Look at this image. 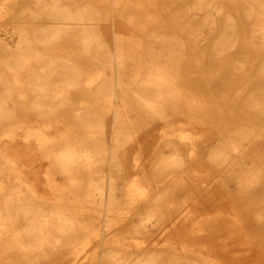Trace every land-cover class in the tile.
I'll return each mask as SVG.
<instances>
[{"label":"bare ground","instance_id":"bare-ground-1","mask_svg":"<svg viewBox=\"0 0 264 264\" xmlns=\"http://www.w3.org/2000/svg\"><path fill=\"white\" fill-rule=\"evenodd\" d=\"M11 1L0 0V264H51L69 255L74 264H226L210 237L197 243L202 237L188 231V210L181 211L215 205L194 195L203 159L237 193L262 188L264 152L255 146L264 145V0ZM115 9L144 36L113 34L110 45L102 24ZM193 9L198 17L190 19ZM175 14L182 23L172 25ZM234 47L241 56L229 75L216 61ZM177 113L200 136L210 126L217 137L203 144V136L170 124L143 174L127 178L128 158L137 170L139 156L136 148L127 156L125 145L141 147L143 123H167ZM58 123L63 129L48 136L45 129ZM19 142L35 144L48 184L55 175L69 179L54 187L61 194L44 196L24 178L30 151ZM141 177L172 187L151 188ZM177 189L181 198L167 195ZM231 198L230 216H241L247 204ZM253 215L260 221L264 210ZM155 225L161 246L132 235L148 239ZM172 242L182 250L174 252Z\"/></svg>","mask_w":264,"mask_h":264},{"label":"rangeland","instance_id":"rangeland-1","mask_svg":"<svg viewBox=\"0 0 264 264\" xmlns=\"http://www.w3.org/2000/svg\"><path fill=\"white\" fill-rule=\"evenodd\" d=\"M191 1V0H186ZM16 2L13 0L10 2V6H14ZM227 5L229 3H226ZM178 3H174V7H177ZM240 8V7H238ZM233 10V8H231ZM117 10L115 9L113 11V16L109 18L108 20H111V23L107 22L102 24V27L105 30V35L110 40V45L113 46V34L116 36H121L122 38L127 37H143L144 34L134 32L133 28L134 25L128 22L125 18L119 17L117 15ZM174 13H177V10L174 11ZM193 14H195L193 16ZM165 14H163L164 16ZM184 19L187 18L186 13L183 15ZM188 16L190 19H195L198 17V13H195V10H190L188 12ZM144 19V18H142ZM183 19V21H184ZM165 21H170L169 19H165ZM177 21H180V17H178L177 14L174 15V18L172 21H170L173 24L178 23ZM175 22V23H174ZM182 23V22H181ZM149 27H157V24L152 23L149 25ZM176 33V32H175ZM6 36V34H4ZM176 37H179V34L175 35ZM7 40L11 41V38H8ZM177 41V39H176ZM246 52V50H245ZM241 56V48L240 47H234L229 53L223 58L222 60L216 61V64H220L223 66L222 68L225 69L226 67L230 66V62L234 58H240ZM245 57H255L252 52H248L247 56ZM190 63L186 60V67ZM126 72L128 74L131 72V69L129 66L126 67ZM229 71L227 70L226 73L229 75L232 74L231 68H229ZM217 87L216 89H212L215 93H220L222 90V86L220 82H216L215 84ZM118 95H120V91L118 90ZM230 101V99H228ZM136 112L131 111L130 115L131 118L136 117ZM33 116H30L28 118V123L32 126L33 124L36 126V122L34 123L32 121ZM188 119L184 114L177 113L174 114L169 122L165 123L162 120H152L149 121V124L143 123L142 126L136 131V139H139L141 141V147H135L134 140H130L125 145V151L127 156H130L132 154L133 148H136L138 151L137 154L139 156L138 161V169H132L131 168V159L128 158V161L126 163L127 168V178H130L134 173H138L139 175L143 174V170L147 168V165L150 163L152 154L155 152L156 146L159 144V142L170 133V124L173 125L176 128H180L183 131L186 132H195L196 138H206L203 144L210 143L217 137L216 129H212L210 126L205 127V131H208L207 135L200 136L201 128L199 126H196L194 124H191L187 121ZM32 121V122H31ZM106 123H107V133L108 136H111V116L110 114H107L106 116ZM169 125V126H168ZM63 129L62 123H58L57 125L45 129L46 134L48 136H56L61 130ZM150 131V132H149ZM18 132H22V130H18ZM56 134V135H55ZM199 139V140H200ZM183 144V143H182ZM184 144H187L184 143ZM17 146L22 150V147H25L26 149H29L30 155L27 160L29 162V167L25 171L26 176L24 178L28 181H31L32 183L36 184L44 194V196L53 197L58 194H61L57 192L54 187H61V186H69V179H66L65 177L61 175H55L52 180L48 184V180L44 175L45 167L43 165V162L40 158L39 152L36 150V146L33 142L30 143H24L21 144V142L17 143ZM260 145L255 146L258 151L264 152V145L259 147ZM182 149L186 151L187 145H181ZM259 147V148H257ZM197 151L196 158H200L201 154L199 151H201L200 146L195 147ZM183 150V151H184ZM198 162L197 164L200 166L196 167L198 168V171L203 175V178L200 180V184L198 185L201 187L200 193L195 192L197 194L195 195V198L197 200L202 201H213L215 202L214 206H209L206 204H202L204 206L203 208L200 207H193L190 208L189 206H186L183 208H178L179 210H182L181 213H183L185 210H188V220L186 222V226L188 231H190L192 234L195 235H201L202 239L198 240V242L203 243L205 239L208 237L211 238V242L215 244V246L218 248L219 251L224 250V253L221 254L218 259L222 260L226 264H264V219L257 220L253 213L256 211L263 212L264 210V177H261L260 183L262 184L261 189H257L251 192L242 193V192H235L234 185L232 182L223 183L222 178H219L217 176V172L206 160H201V163ZM107 169V167H106ZM209 171V172H207ZM210 173V174H208ZM141 177L140 181L141 183L148 184L151 188H154L156 186H166L171 188L172 184L169 182H166L165 179H142ZM13 178L10 177L8 180H12ZM8 180H5L4 182L7 183ZM205 191L203 188H206ZM176 189V186L174 187ZM168 196L176 197L177 199L181 198V191L179 189L175 190L174 192L167 193ZM238 196L241 197V201L245 202L244 204H247V208L243 209L239 212H241V216H230L229 213H233L232 206L234 204L231 197ZM244 200H243V199ZM177 202V201H176ZM204 202V203H205ZM196 203V201H191L190 204ZM241 203V202H240ZM190 205V206H191ZM174 207L169 209V212H173ZM236 212V211H235ZM244 213H246L244 215ZM264 218V217H263ZM97 224V223H96ZM207 224V227L205 226ZM98 225V224H97ZM155 231L152 233L150 232V237L146 239L143 237V234L138 233L139 235L132 234L133 236H136L138 239H141L143 241L144 245H149L152 242H156L159 246L166 243L164 240L165 237L163 233H161V228H156ZM169 226H167L168 228ZM203 228V230H200V228ZM165 229V228H163ZM178 235V234H177ZM208 235V236H207ZM151 238V239H150ZM130 239V238H129ZM99 242L95 241L92 242V245L98 244ZM88 252L91 251V248H87ZM172 250L174 252H180L182 248L178 246L177 244H174L172 242ZM78 261L75 259L72 255L66 256V257H60L57 260H53L52 262H56L57 264H74V262ZM51 263V264H56ZM77 263V262H76ZM75 263V264H76Z\"/></svg>","mask_w":264,"mask_h":264}]
</instances>
